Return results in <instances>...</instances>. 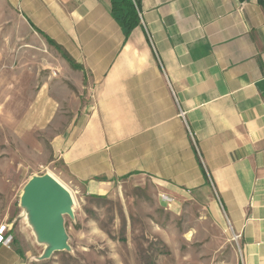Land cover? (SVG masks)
Segmentation results:
<instances>
[{"label": "crops", "instance_id": "crops-1", "mask_svg": "<svg viewBox=\"0 0 264 264\" xmlns=\"http://www.w3.org/2000/svg\"><path fill=\"white\" fill-rule=\"evenodd\" d=\"M6 3L27 40L53 50L61 74L20 101L22 83L9 81V100L0 95L3 144L34 150L37 135L49 157L51 136L54 165L63 163L69 182L92 195L125 180L152 181L176 207L193 201L221 229L229 224L241 264H264V5L140 0V24L126 36L111 0ZM64 108L72 123L52 134ZM28 231L11 232L0 264H26L35 255Z\"/></svg>", "mask_w": 264, "mask_h": 264}, {"label": "rangeland", "instance_id": "rangeland-1", "mask_svg": "<svg viewBox=\"0 0 264 264\" xmlns=\"http://www.w3.org/2000/svg\"><path fill=\"white\" fill-rule=\"evenodd\" d=\"M6 1L0 0L1 66L8 69L15 62L13 69L18 71L10 69V73L3 68L0 82L7 85L0 90V95L9 100L8 83L17 77L22 85L14 100L20 101L32 91H39L44 79L59 76L61 69L52 65L55 60L52 49L48 52L41 47L40 40H27L28 32L21 17L7 6ZM14 17L17 18L14 19L15 26L8 25ZM11 27L18 34L17 39L13 35L9 37ZM25 43L32 47L25 48ZM27 62L33 69L23 72ZM68 110L70 108H64L61 115L64 119L51 122L52 134L67 129L72 123L67 119L72 114ZM3 136H10L9 127L3 131ZM49 137V157L42 156L40 136L33 139L34 145L39 141L34 150L22 144L9 146L3 144V137L0 139V227L8 224L11 232L20 233L24 225L27 232L32 230L21 198L33 176L52 172L72 191L75 199L74 215L64 216L70 248L56 251L50 258H42L46 245L31 231L30 238L36 242L33 241L35 250L31 248L35 255L26 264L242 263V251L229 224L226 230L221 229L193 201H183L176 207L169 196H159L158 187L152 181H121L106 195L88 194L84 186L76 187L69 182L64 164L54 165L52 137ZM48 158L50 162L46 161Z\"/></svg>", "mask_w": 264, "mask_h": 264}, {"label": "water", "instance_id": "water-1", "mask_svg": "<svg viewBox=\"0 0 264 264\" xmlns=\"http://www.w3.org/2000/svg\"><path fill=\"white\" fill-rule=\"evenodd\" d=\"M21 201L34 221L38 240L49 242L42 258L70 248L64 216L74 215V199L67 187L49 173L33 176L25 186Z\"/></svg>", "mask_w": 264, "mask_h": 264}, {"label": "trees", "instance_id": "trees-1", "mask_svg": "<svg viewBox=\"0 0 264 264\" xmlns=\"http://www.w3.org/2000/svg\"><path fill=\"white\" fill-rule=\"evenodd\" d=\"M111 1H112V14L120 23L125 35L128 36L131 33V31L140 24V16H139L140 0H111ZM259 1L264 5V0H259ZM46 37L48 36L46 35ZM48 40L49 42L54 43L53 40H51L49 37Z\"/></svg>", "mask_w": 264, "mask_h": 264}, {"label": "built area", "instance_id": "built-area-1", "mask_svg": "<svg viewBox=\"0 0 264 264\" xmlns=\"http://www.w3.org/2000/svg\"><path fill=\"white\" fill-rule=\"evenodd\" d=\"M236 239L239 235L235 234ZM14 241V236L11 234V227L8 224L2 225L0 227V245L11 246Z\"/></svg>", "mask_w": 264, "mask_h": 264}, {"label": "bare ground", "instance_id": "bare-ground-1", "mask_svg": "<svg viewBox=\"0 0 264 264\" xmlns=\"http://www.w3.org/2000/svg\"><path fill=\"white\" fill-rule=\"evenodd\" d=\"M50 175H52L53 177H55L60 183H62L65 187H67L59 178H57L52 172H48ZM68 188V187H67ZM69 189V188H68ZM69 191L71 192L72 196H73V193L72 191L69 189ZM73 199H74V196H73ZM75 201V199H74ZM26 219L29 223V226L32 228V231L34 233V235L36 236V238H39V233L37 232V229L35 228V224H34V221L30 215V212L29 210L26 208ZM43 244L46 245V248L49 246V242L47 241H42ZM45 248V249H46Z\"/></svg>", "mask_w": 264, "mask_h": 264}]
</instances>
